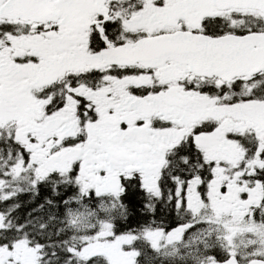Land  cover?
I'll return each instance as SVG.
<instances>
[{
  "label": "snow or ice",
  "instance_id": "6c2138e0",
  "mask_svg": "<svg viewBox=\"0 0 264 264\" xmlns=\"http://www.w3.org/2000/svg\"><path fill=\"white\" fill-rule=\"evenodd\" d=\"M0 264H264V0H0Z\"/></svg>",
  "mask_w": 264,
  "mask_h": 264
}]
</instances>
